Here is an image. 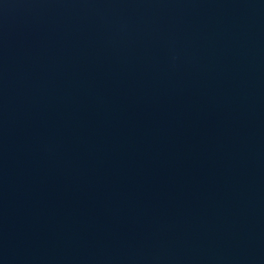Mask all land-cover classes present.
<instances>
[{"label": "water", "instance_id": "1", "mask_svg": "<svg viewBox=\"0 0 264 264\" xmlns=\"http://www.w3.org/2000/svg\"><path fill=\"white\" fill-rule=\"evenodd\" d=\"M0 264H264V0H0Z\"/></svg>", "mask_w": 264, "mask_h": 264}]
</instances>
